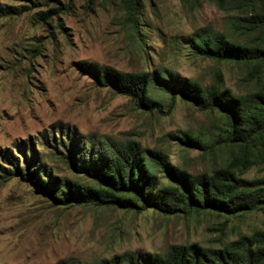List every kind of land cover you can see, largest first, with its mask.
Segmentation results:
<instances>
[{"label": "rangeland", "instance_id": "374dc122", "mask_svg": "<svg viewBox=\"0 0 264 264\" xmlns=\"http://www.w3.org/2000/svg\"><path fill=\"white\" fill-rule=\"evenodd\" d=\"M245 2L0 0V264H97L129 254H166L177 245L223 249L264 231L262 211L169 216L151 208L137 213L101 204L59 205L29 177L44 170L62 184L84 187L90 181L72 163L77 148L103 152L130 142L148 159L162 154L195 176L225 168L237 151L220 138L221 114L181 97L172 104L167 89L157 85L151 97L162 106L141 109L97 85L79 66L170 74L204 91L219 87L245 96L258 88L257 67L206 58L192 44L196 35H224L256 48L257 34L239 20L259 10ZM242 178L263 180L264 164Z\"/></svg>", "mask_w": 264, "mask_h": 264}, {"label": "trees", "instance_id": "16d2710c", "mask_svg": "<svg viewBox=\"0 0 264 264\" xmlns=\"http://www.w3.org/2000/svg\"><path fill=\"white\" fill-rule=\"evenodd\" d=\"M245 4L253 11L259 10V14L254 12V18L239 20L244 30L257 34L256 48L231 42L224 35H196L192 42L197 54L206 58L257 67L253 78L258 88L245 96L219 87L204 91L199 84L170 74L167 77L147 72L128 74L97 64L79 66L81 71L92 75L97 85L129 97L141 109L152 112L162 106L151 97V88L157 85L167 89L172 104L181 97L202 110L221 114L224 128L220 138L237 151L225 168L195 176L171 166L162 154L148 159L146 152L131 142L92 154L86 148L85 152L77 148L72 156L73 166L82 170L90 184L82 187L68 180L62 184L43 170L34 173L33 178L29 174L39 190L64 206L101 204L137 213L151 208L169 216L205 211L226 216L264 212V179L242 178L252 167L264 164V0H246ZM187 139L192 145L207 148L197 138ZM62 146L67 148L63 141ZM158 172L163 174L167 185H163ZM41 173L48 183L42 180ZM97 264H264V231L223 249L177 245L166 254H129Z\"/></svg>", "mask_w": 264, "mask_h": 264}]
</instances>
